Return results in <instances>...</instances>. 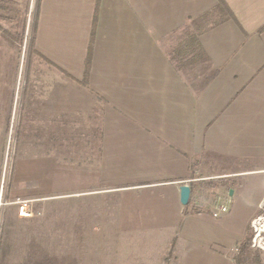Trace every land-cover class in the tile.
Masks as SVG:
<instances>
[{
	"label": "crops",
	"instance_id": "1",
	"mask_svg": "<svg viewBox=\"0 0 264 264\" xmlns=\"http://www.w3.org/2000/svg\"><path fill=\"white\" fill-rule=\"evenodd\" d=\"M12 36L36 57L18 195L97 200L123 264H235L264 202V0H0Z\"/></svg>",
	"mask_w": 264,
	"mask_h": 264
},
{
	"label": "rangeland",
	"instance_id": "2",
	"mask_svg": "<svg viewBox=\"0 0 264 264\" xmlns=\"http://www.w3.org/2000/svg\"><path fill=\"white\" fill-rule=\"evenodd\" d=\"M29 38L25 36L20 45L0 40V264H21V256L31 238L47 249L45 264H123L122 259L118 260L115 237L109 236L112 229L100 221L105 212L97 209V204H101L97 200L94 202L85 196L78 200L67 196L38 198L36 191L25 197L18 195L25 191L19 179L14 181L13 171L21 154V136L26 133L23 127L26 129L30 123L29 116L22 111L32 91L27 79L36 60L28 47ZM198 196L203 199V195ZM17 199L34 201L35 218L21 221L15 216L14 222L3 223L7 215L10 218L17 213L12 204ZM263 213L264 202L256 216ZM247 235L248 246L253 239L250 227ZM247 246L243 251L241 247L242 256ZM243 261L264 264V259L258 256L244 257Z\"/></svg>",
	"mask_w": 264,
	"mask_h": 264
},
{
	"label": "built area",
	"instance_id": "3",
	"mask_svg": "<svg viewBox=\"0 0 264 264\" xmlns=\"http://www.w3.org/2000/svg\"><path fill=\"white\" fill-rule=\"evenodd\" d=\"M201 199L200 196H196ZM12 204L16 206L17 217L22 220H28L36 216L34 210V201L26 199H17ZM261 207V204L259 208ZM228 206L217 203L212 207V216L218 217L226 213ZM250 228L253 232V239L250 245L247 246L246 251L243 253L244 257L258 256L264 259V213L255 216L250 222ZM236 252L238 251L235 249Z\"/></svg>",
	"mask_w": 264,
	"mask_h": 264
},
{
	"label": "trees",
	"instance_id": "4",
	"mask_svg": "<svg viewBox=\"0 0 264 264\" xmlns=\"http://www.w3.org/2000/svg\"><path fill=\"white\" fill-rule=\"evenodd\" d=\"M12 39H14V41L20 45L22 43V36L19 37H11ZM29 40V39H28ZM29 46V44H28ZM89 58H90V53H88V57L86 59V74H87V70L89 69ZM17 217V213L15 211V215H13V217H8V215L4 218L3 223H6L8 220L11 221H15ZM35 218V217H34ZM34 218H32L31 220H33ZM31 220H24V221H31ZM23 221V220H21ZM7 224V223H6ZM3 224V225H6ZM249 243V239L246 240V242L243 244V249L244 250L245 246H247V244ZM2 245L0 244V252L2 250ZM45 250H47L46 248L42 249L41 245L38 243V241L35 238H31L28 241V246L26 251L24 252V254L21 256V264H45V260L47 259V253L44 252ZM47 255V256H46ZM235 264H259L256 261H252L250 263H245L243 261V256L241 254V250L239 252V254L236 256V258L234 259Z\"/></svg>",
	"mask_w": 264,
	"mask_h": 264
},
{
	"label": "water",
	"instance_id": "5",
	"mask_svg": "<svg viewBox=\"0 0 264 264\" xmlns=\"http://www.w3.org/2000/svg\"><path fill=\"white\" fill-rule=\"evenodd\" d=\"M232 193H230L231 196ZM190 197V187L188 185H182L180 187V203L185 206L188 204Z\"/></svg>",
	"mask_w": 264,
	"mask_h": 264
}]
</instances>
